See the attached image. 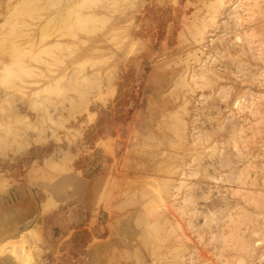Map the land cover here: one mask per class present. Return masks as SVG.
I'll list each match as a JSON object with an SVG mask.
<instances>
[{
  "label": "rangeland",
  "instance_id": "1",
  "mask_svg": "<svg viewBox=\"0 0 264 264\" xmlns=\"http://www.w3.org/2000/svg\"><path fill=\"white\" fill-rule=\"evenodd\" d=\"M204 2L139 0L137 12L130 16L131 34L150 42L149 55L141 65L150 70L138 72L129 67L125 71L121 67L110 97L97 101L75 119L63 113L68 123L63 129L53 128L59 139L48 132L50 139L45 144L34 145L16 157L0 158V264L22 263L21 254L10 248L14 245H24L35 264H152L149 253L140 248L128 228L125 209L134 200L167 193L192 200L183 199L176 212V227L188 245L182 264H237L243 260V264H264V172L260 171L264 143L261 137L245 146L237 140L250 124L264 132V125L258 124L260 116L251 114L258 111L264 115V101L255 100L264 90L244 83L243 77L236 79L248 74V66L256 62L252 59L255 53L237 41L241 29L229 19L231 7L223 9L216 22L215 10L210 9L213 14L196 24L191 37L185 39L186 20ZM203 25L210 31L197 44V31ZM262 30L264 20L250 22L246 31L253 36L249 34L248 40H254ZM241 52L249 54L240 57ZM207 59L211 67L205 68L214 73L213 79L219 78L217 87H189L186 82ZM107 87L105 84V90ZM221 88L231 89L226 102L216 95ZM181 109L187 113L183 118L189 136L207 134L206 139L201 137L205 145L195 163L192 156L172 162L155 147L173 138L172 116ZM249 136L251 133H246L244 138ZM146 143L152 146L145 148ZM51 164L61 167L53 169ZM241 171L252 177L247 203L240 199L238 185L224 184L226 176L235 180ZM182 180L185 184L175 189ZM162 182L170 184V189H163ZM226 187L237 188V198L225 195ZM161 203L167 205L166 200ZM26 208L35 212V218L25 230L9 237L12 224L19 223L18 215ZM234 208L228 234L236 228L237 245L247 251L222 250L223 245L215 244L210 250L204 248L201 239L210 237L200 227L203 215L215 212L223 219ZM189 212L200 213V217L193 218ZM222 227L214 231L219 234ZM109 230L122 243L111 247ZM24 232L30 239L21 245ZM258 240L263 244L256 246Z\"/></svg>",
  "mask_w": 264,
  "mask_h": 264
},
{
  "label": "clouds",
  "instance_id": "2",
  "mask_svg": "<svg viewBox=\"0 0 264 264\" xmlns=\"http://www.w3.org/2000/svg\"><path fill=\"white\" fill-rule=\"evenodd\" d=\"M138 6L139 0H0V158L16 157L34 145L45 144L50 139L46 137L48 132L56 137L53 128L63 129L68 123L63 113L75 119L88 112L97 101L110 97L121 67L125 71L129 67L138 72L150 70L141 67L143 58L149 55L150 42L131 34L130 16L137 12ZM229 7L233 12L229 19L241 29L237 39L255 53L252 59L256 62L248 66V74L236 79L243 77L244 83L264 90V30L256 33L252 41L248 40L250 33L246 31L250 22L264 20V0H206L195 15L186 20L185 39L191 37L196 24L213 14L210 9L215 10L217 18ZM125 19L128 23H121ZM195 42L203 41L197 37ZM248 54L241 52L240 57ZM209 61L204 60L200 69L192 74L186 82L189 86L199 90L217 87L219 78L213 79L214 73L205 68V65L211 67ZM230 91V88H221L216 95L221 102H226ZM255 100L264 101V92ZM251 114L260 116L258 124L264 125V115L258 111ZM185 115L187 113L181 109L172 116L173 138L155 147L163 150L172 162L192 156L195 163L205 145L201 137L206 139L207 134L194 132L189 136ZM246 133H251L247 139L244 138ZM256 137H261L264 143V132L257 124H250L241 130L237 140L245 146ZM151 146L144 145L145 148ZM260 159L264 160V156ZM50 167L59 169L61 165L51 164ZM260 171L264 172V166ZM251 179V175L246 176L241 171L235 180L226 176L224 184L238 185L240 199L247 203ZM236 190L226 187L224 194L237 198ZM161 199L166 200L167 205L162 204ZM182 202L178 193L145 196L142 201H132L125 209L129 226L140 248L149 253L152 264H182L181 256L188 250L186 237L176 227L179 218L176 212ZM234 211L235 208L223 219H218L215 212L203 215L200 227L210 237L207 241L201 239L204 248L210 250L215 244L223 245L222 250L247 251L246 247L237 245L236 228L228 234ZM188 215L200 217V213L189 212ZM180 222L185 223L183 219ZM220 225L223 227L217 234L214 229Z\"/></svg>",
  "mask_w": 264,
  "mask_h": 264
},
{
  "label": "bare ground",
  "instance_id": "3",
  "mask_svg": "<svg viewBox=\"0 0 264 264\" xmlns=\"http://www.w3.org/2000/svg\"><path fill=\"white\" fill-rule=\"evenodd\" d=\"M230 8V7H229ZM231 11V10H230ZM231 13H233V12H231ZM232 15V14H231ZM229 16H230V13H229ZM217 18L215 17L214 18V22H216L215 20H216ZM212 20V19H211ZM213 23V22H212ZM210 30H208L207 28H206V25L204 26L203 25V28H201V29H199L198 31H197V36L201 39V40H204L205 38H206V33H208ZM239 33V32H238ZM251 35L250 36H253L252 34H253V32L252 33H250ZM249 35V34H248ZM196 36V37H197ZM238 36V35H237ZM237 38V37H236ZM253 40V39H252ZM237 41H238V39H237ZM202 52V51H201ZM205 53V52H204ZM196 54V53H195ZM210 55V54H209ZM198 57V56H197ZM196 57V58H197ZM208 57V56H207ZM214 57V56H213ZM210 58V57H209ZM198 59V58H197ZM200 60H201V58H200ZM212 60V59H211ZM198 61V60H197ZM211 63V62H210ZM201 66V65H200ZM208 68V67H207ZM208 71H210V70H208ZM242 72V71H241ZM192 73H193V71H192ZM194 73H196V72H194ZM195 76H193V78H194ZM221 77V76H220ZM190 87V86H189ZM192 88V87H191ZM201 95V94H200ZM246 98V97H245ZM243 101V100H242ZM236 105H237V102H236ZM235 132V131H234ZM209 137V136H208ZM66 155V154H65ZM200 159V158H199ZM228 163H230V161L228 162ZM231 164V163H230ZM249 165V164H248ZM171 168V167H170ZM249 168V167H248ZM251 168V167H250ZM184 171V170H183ZM184 173V172H183ZM168 174H169V172H168ZM172 174V173H171ZM212 177V176H211ZM209 178V177H208ZM185 181V180H184ZM183 180L182 181H180V183H179V186H177V187H175V189H179V188H181L182 187V185L183 184H185V183H183L184 182ZM166 182V181H165ZM164 182V183H165ZM168 182V181H167ZM171 182V181H170ZM163 183V182H162ZM163 183V189H165V190H167V188H169L168 187V185H170V184H168V183H165L164 184ZM114 186V185H113ZM170 189V188H169ZM112 190V189H111ZM161 191H163L162 189H161ZM160 191V192H161ZM170 191V190H169ZM251 191V190H250ZM165 192V191H164ZM167 192V191H166ZM111 193V192H110ZM163 193V192H162ZM112 194V193H111ZM158 194V193H157ZM168 194V193H167ZM171 194V193H170ZM122 195V194H121ZM113 196V195H112ZM193 196V195H192ZM111 197V196H110ZM189 197V196H188ZM191 197V196H190ZM196 197V196H195ZM183 199H185V198H183ZM182 199V200H183ZM188 199V198H187ZM187 199H185V202H186V200ZM190 199H192V198H190ZM253 199V198H252ZM188 201V200H187ZM190 201V200H189ZM188 201V202H189ZM111 202H113V204L115 203L114 202V198H112V201ZM163 202V201H162ZM190 202H192V200L190 201ZM195 203V202H194ZM112 204V205H113ZM116 206V205H115ZM113 206H111V208H112ZM113 209V208H112ZM115 209V208H114ZM183 209V208H182ZM197 209V208H196ZM179 210H181V208H179ZM194 210V209H193ZM183 211H185V210H183ZM196 211V210H195ZM194 211V212H195ZM224 211V210H223ZM181 212V211H180ZM110 214H111V217H112V219H113V214H112V212L110 211ZM110 227V226H109ZM128 228H130V227H128ZM112 229V228H111ZM113 230V229H112ZM128 230V229H127ZM110 232H109V234H110V238H109V243H110V245H111V247L112 246H114L116 243H122V240H121V242L117 239H115V237L112 235L113 234V231H111V230H109ZM131 231V230H130ZM27 232V231H26ZM26 232H24V234H23V237L21 238V240H20V242L22 241L24 244L25 243H27L28 241H29V239H30V236L28 235V233H26ZM127 232V231H126ZM31 233V232H30ZM242 239V238H241ZM22 242L20 243L21 245H22ZM125 243L127 242L126 240L124 241ZM129 242V241H128ZM124 244V243H123ZM261 244H263L262 242H261V240L259 241H257L256 242V246H259V245H261ZM126 245H127V243H126ZM123 246V245H122ZM4 247H6L5 249H8L9 247H7V246H3V248ZM110 247V246H109ZM11 248V250L12 251H18V253L19 254H21V258H22V263L21 264H35V262L33 261V257H31L30 256V252L28 253V249L27 248H25L24 247V245H22V247H19V245H14L13 247H10ZM10 248H9V250H10ZM29 250H31L30 248H29ZM252 251V250H251ZM145 252V251H144ZM253 252V251H252ZM31 255H32V253H31ZM33 255H34V253H33ZM32 255V256H33ZM32 258V259H31ZM242 262V264L243 263H245L244 262V260L243 261H241Z\"/></svg>",
  "mask_w": 264,
  "mask_h": 264
},
{
  "label": "crops",
  "instance_id": "4",
  "mask_svg": "<svg viewBox=\"0 0 264 264\" xmlns=\"http://www.w3.org/2000/svg\"><path fill=\"white\" fill-rule=\"evenodd\" d=\"M12 218L15 216V209H13ZM35 215V212H30V209L27 210V208L23 211L22 214L19 216V223L12 224V229L8 232L10 233L9 237L15 236L16 234L20 233L21 231L25 230L26 227H28V222L32 220V217ZM35 218V216H34Z\"/></svg>",
  "mask_w": 264,
  "mask_h": 264
}]
</instances>
